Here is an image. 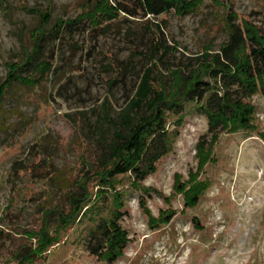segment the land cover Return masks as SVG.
Returning a JSON list of instances; mask_svg holds the SVG:
<instances>
[{"label": "rangeland", "instance_id": "1", "mask_svg": "<svg viewBox=\"0 0 264 264\" xmlns=\"http://www.w3.org/2000/svg\"><path fill=\"white\" fill-rule=\"evenodd\" d=\"M87 2L0 0V81L7 64L31 50V36L42 25L43 13L51 15V26L75 18ZM120 2L127 12L107 37L80 30L51 45L57 61L43 88L16 86L1 104L0 264L12 260L11 252L26 242L22 231L39 229L43 211L59 201L80 171L82 155L92 159L82 140L84 130L71 119L98 108L106 97L118 109L152 63L165 74L168 63L205 50L217 52L226 39L228 13L241 28L264 27V0H199L195 14L156 18L133 17L135 1ZM156 26L163 44L173 49L168 63L158 62L161 54L151 59L154 35L146 27L159 35ZM68 43L76 44L77 50ZM128 60L131 76L109 88L111 62ZM251 103L257 112L254 132L222 135L208 153L213 158L209 160L197 149L207 133L206 119L185 115L172 152L144 181L152 189L146 207L139 206L137 194L127 202L122 226L129 243L114 264H264V94L253 96ZM15 163L36 166L37 171L16 172ZM196 190L197 204L187 206L185 197ZM35 264L107 263L69 245L50 249Z\"/></svg>", "mask_w": 264, "mask_h": 264}, {"label": "trees", "instance_id": "2", "mask_svg": "<svg viewBox=\"0 0 264 264\" xmlns=\"http://www.w3.org/2000/svg\"><path fill=\"white\" fill-rule=\"evenodd\" d=\"M134 1L138 12L132 16L142 18L170 13L190 16L200 6L199 0ZM125 12L120 0H88L75 18L58 20L51 26V15L43 13L42 25L31 36V50L23 51L18 62L7 64L0 81V107L16 86L37 91L43 88L57 61L51 45L63 43L80 30L105 38ZM224 27L226 39L217 52L205 50L175 64L167 61L173 49L163 44L160 29L156 26L157 35L146 27L154 35L151 59L161 54L158 62L168 63L166 73L152 63L142 70L118 109L106 97L98 108L71 119L84 130L82 140L92 159L88 161L82 155L81 169L69 189L54 206L43 211L37 231H22L26 242L11 252L12 260L7 264H35L50 249L69 245L114 264L129 243L122 226L127 202L137 194L139 206L146 207L152 189L145 187L144 181L172 152L185 115L192 113L206 119L207 133L199 139L197 149L205 151L208 160L213 159L208 153L222 135L254 132L257 112L251 98L264 94V27L251 24L241 28L230 13ZM67 45L77 50L76 44ZM111 63L109 88L125 83L132 74L131 60ZM12 169H30L32 175L37 171L36 166L27 168L21 163H15ZM198 191L185 197L187 206L197 204Z\"/></svg>", "mask_w": 264, "mask_h": 264}]
</instances>
